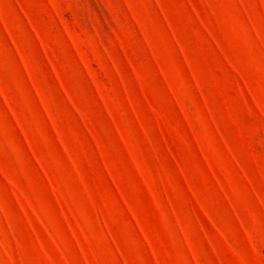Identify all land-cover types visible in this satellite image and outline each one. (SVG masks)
<instances>
[{
	"label": "rangeland",
	"instance_id": "obj_1",
	"mask_svg": "<svg viewBox=\"0 0 264 264\" xmlns=\"http://www.w3.org/2000/svg\"><path fill=\"white\" fill-rule=\"evenodd\" d=\"M0 264H264V0H0Z\"/></svg>",
	"mask_w": 264,
	"mask_h": 264
}]
</instances>
